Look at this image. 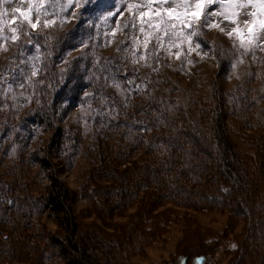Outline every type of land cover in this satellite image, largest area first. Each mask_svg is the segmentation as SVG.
Instances as JSON below:
<instances>
[{"label": "rangeland", "instance_id": "rangeland-1", "mask_svg": "<svg viewBox=\"0 0 264 264\" xmlns=\"http://www.w3.org/2000/svg\"><path fill=\"white\" fill-rule=\"evenodd\" d=\"M144 2L108 0L106 5L97 9L95 0L91 4L82 0L81 7H76V0H72V6L62 11L61 6L68 4V0H45L47 15L42 17L41 25L36 29L23 25L17 19V24L21 25L18 40H11V32L7 28L0 33V37H9L7 40L0 38V133L8 123L17 122L31 111H42V97L49 96L54 106L43 113L51 117L56 129L72 137L69 148L74 146L72 154H65L70 163L64 168L59 156H53V148L49 150L46 144L54 133L46 129H40L39 133L32 131L28 133L30 140L19 139L18 145L14 146L4 144L2 139L8 138L0 135V181L4 182L2 187L0 185V192L5 193L6 185L12 183L15 185L13 194L16 193L18 198L13 210L5 211L3 195H0V217H5L4 223L0 222V264H73V253L64 240L66 232L58 227L53 217L48 212L47 216L34 217L23 213L32 206L34 198L45 197V187L49 182L43 175L36 174L35 167L26 164L27 158L17 153L16 148L20 145L30 152L35 148L44 149L45 154L41 155L49 167L46 172L62 191L67 190L68 195H81L82 198L78 197L81 201L71 196L73 200L68 204L65 197L61 202L71 208L72 213L67 215L78 227V232L74 233L71 226L66 240L79 246L77 254L81 255L75 256L82 262L89 263L91 259L94 264H171L178 259L181 264H196L198 256L204 255L205 264H264V33L258 34L259 46L254 45L247 52L239 48L235 37L230 39L226 34L235 25L224 15H210L213 11L221 12V0H214L192 25L197 32L192 38V47L200 42V49L189 53L185 45L183 55L177 59L175 54L180 50L173 48L172 55H169L152 39L146 51L142 44L140 47L133 45L134 38L143 41L144 37L139 32L138 17L127 10L128 3L142 5ZM29 6V0H0V8L6 11L7 20L13 18V8L26 11ZM105 8L112 9V12L104 11ZM238 11V24L243 27V22L251 19L248 13L252 9ZM104 16L110 17L107 23ZM32 19L35 22V11ZM45 19L56 23L45 28ZM133 21L135 27H132ZM126 23L128 27H124ZM35 34L42 36L44 47L54 44L58 47V39L63 35L68 39L59 45L58 51L64 53L57 56V63L51 65L48 62V51L46 60L40 57L36 51L39 47L31 40ZM26 42L27 48H24ZM133 53L137 58L146 56V59H137L133 63ZM16 56L18 58H14ZM37 56L39 59L35 58ZM77 58L92 60L88 65L94 64L105 75L104 81L99 79L98 88L89 85V74L82 78L79 91L80 99L87 101L84 106L73 105L70 95L61 93L64 88L52 83L54 78L51 75L50 88L45 80V72L52 74L54 70L66 82L63 77L70 68L68 63ZM51 59L54 58L51 56ZM34 66L35 76L32 75ZM143 77L154 85L149 96L144 98L162 96L166 100L170 97L177 100L173 110L166 105L167 102H160L158 111L151 110L150 115H162L165 116L163 119H168L177 112L185 117L183 122L176 123V129L188 139L180 142L178 152L183 151V146L193 149L191 166H188L193 171L192 178L181 179L184 190H187L176 198L159 199L160 203L154 193V196L139 202V207L127 209L125 213L109 216L103 209L101 218L93 216L95 211H92L87 219H82L81 211L91 209L90 201H85L83 195L87 170L96 167L98 170L94 172H97L102 169L100 175L110 171L115 176L112 185L117 192L126 183H133L135 187L140 177L135 174L141 171L138 165L124 170L120 168L124 175L118 174L120 170L114 171L113 165L120 160L108 159L114 155L109 154L111 147L113 151H119L123 149L121 146L128 148L130 144L116 131H107L106 123L110 118L125 120L134 117L136 104L144 107V98L136 99L141 86L134 82ZM75 80L78 81L77 78ZM103 90L108 96L102 98L99 92ZM216 120L220 121L221 129ZM10 135L9 142L13 139ZM124 135L132 138L130 132ZM163 148L160 146L157 152L156 168L165 161L162 159ZM181 154L186 157L184 152ZM9 156H14L12 172L9 170ZM193 158H196L197 167ZM164 167L172 166L166 162ZM173 168L178 169L177 165ZM205 175L220 180L210 184L205 181L204 184L202 179ZM216 191H227L228 194L220 198ZM170 195H174L173 192ZM103 197L120 211L114 206L112 194L108 200L105 195ZM143 213L145 217L141 215ZM56 238L62 240L63 246L56 243ZM82 246L88 252L82 250ZM67 253L72 254L71 259Z\"/></svg>", "mask_w": 264, "mask_h": 264}, {"label": "trees", "instance_id": "trees-1", "mask_svg": "<svg viewBox=\"0 0 264 264\" xmlns=\"http://www.w3.org/2000/svg\"><path fill=\"white\" fill-rule=\"evenodd\" d=\"M75 30L76 29H74V31ZM41 37L42 36L39 34L33 35L31 37L32 44L42 49V51H39L40 57L42 59L46 60L45 54H46V51H48L49 52L48 62L51 65L54 64V62L57 63V56L58 55L62 56L64 53V51L62 50L58 51L59 45H63V42L67 38L64 35L62 36V38L59 37L58 47L57 46L55 47V44L53 46L50 45L48 47H44V43ZM27 44H28L27 42L24 43L23 47L27 48ZM51 56L54 59H51ZM14 58H18V56ZM91 61L92 60H81V58L79 59L77 58L76 60H72L71 62H69L68 66H70V68L66 71V74L63 77V79H65L66 82H63L61 79L62 77L61 78L58 77L56 71L54 70L52 71V74L51 72H45V80H46L47 86H49V88L51 87V82L49 81V76L51 75L54 78L52 83L58 84L60 89L64 88L61 90V93H67L68 95H70L71 102L73 105L77 104L78 106L80 105L82 106L83 104H85L84 102H87V101H84V99L82 100L80 99L81 92L79 91V84L82 78L87 77L86 74H89L88 75L90 77L89 85L93 86L94 88L99 87V84H98V82L100 81L99 79L104 81V78H105V75L101 74L96 69V66H93L94 64L88 65ZM74 67L75 69H72ZM99 75H101V77ZM97 77H98V80H94L95 78L97 79ZM76 78L78 79V81L75 80ZM37 80H40V77ZM69 81H71V83H69ZM134 82L138 83L141 86V89L138 92V97L136 98L139 101L143 99L144 97H148L151 90L154 87V85H152L153 83H151L147 78H144V77L141 78V80L135 79ZM76 86L78 88L77 92H75ZM49 88L47 89V93H49ZM67 89H69L68 91H71V92H67L66 91ZM50 93H51V89H50ZM99 94L101 95L102 98L108 96L106 90H103L102 93L99 92ZM45 97H46L45 99L44 97H42V107H43L42 111L38 113L31 111V113H29L27 116L20 118L17 122L8 123L6 127L2 129L1 132L3 133H0V135H2V138L7 137L8 139L11 140L10 134H12V138H13L11 142H9L10 140L8 139H2V142L4 144H7V146L10 144L11 146H14L16 144L18 145L19 142L17 140L19 139L21 141H26V139H29V140L31 139L30 135H28L29 132L34 131L35 133H39L40 129L42 130L46 129L47 132H52L51 134L54 133V136L52 135L53 137L51 136L49 141L46 143L47 146L49 145V150L53 148V156L55 158H57L55 155L59 156V158L61 159V160L59 159V161L62 163V167L64 166L66 167V165L69 164L70 161L66 160L65 154L70 153V152H71L70 154H72V150L74 149V146H72L71 148H69L68 146V143L71 141L72 137L64 135L61 129H56L54 127V123L51 121V117H48L47 115H45V113H43L44 110L48 111L49 109L52 108V106H54L51 104L52 98L50 99L49 96H45ZM161 97L162 96L157 97V98H152V99L144 98L143 100L146 101V103L144 104V107H142L140 104L134 105V108H135L134 112H136L134 117L131 116L129 119L126 118L125 120L110 118L107 121L106 123L107 131L108 130L116 131L123 140L125 139V142L128 141L129 142L128 144H130L128 148L127 146H124V145L121 146V148L123 149H120L119 151H113L111 147L109 154L113 153L114 155L112 158H108V159L113 160V161L120 160L119 162L116 161L117 163L113 165V167L115 166L114 171L120 170L119 172H121L122 169L120 168H123L124 170L125 168L130 167L131 165H138L137 168H139V170L141 171H138L135 174L140 176L139 178H142V180L144 181L138 178V180L136 181L135 187L133 183L131 184L126 183L117 192L116 188H114V186L112 185V182L115 180V176H113V174L110 171L106 170L105 172H103V175H100V171H102V169L97 172H94L98 170V168L96 167L87 170L85 173H87L86 178L88 176V179H84L86 180L87 184L86 186H84L83 195H84L85 201H88V202L90 201L89 203L91 205V209L90 208L88 209L90 212L81 211L83 212V215L81 216L84 217L82 219H85V218L87 219V216H90V213L92 211H95L92 213L93 216L98 215L101 218L100 211H102L103 209L108 211L109 216H112L118 213H123V212L125 213L127 209H131L133 207L136 208V206L139 207L140 205L139 202H141L142 200L146 198H150L151 196H154V193H155L156 198H158L157 202L160 203L161 201L159 199H164V201H166L171 198H176L174 197V195H170V193L175 190H178L180 194L184 193V191L187 190V188L184 190L185 185L183 184L181 179L184 177L186 179L187 178L191 179L193 175L192 169L188 168V166L191 163L190 160H192L191 156H192L193 149H189V148L187 149V147L184 148V146L181 148L183 150L181 153L184 152L186 157H184L183 154L178 152L180 149L179 147L180 142L184 140L188 141V139L185 138V136L181 133L180 130L177 131L176 129V125H177L176 123L181 122V120L183 122V119L185 117L183 118L182 116H179L177 112H175L173 117L168 116L169 117L168 119H163L165 118V116H162V115H155V114L150 115L151 110L153 112L154 110L158 111V107H159L158 103L160 102L161 103L167 102L166 105L169 106V108L172 110L174 109L175 106H177L176 99H171L170 97L169 100L168 99L166 100ZM173 100H176V101H173ZM216 121H217L218 128L221 129V126L219 123L220 121L219 120H216ZM125 132L132 133V138H127V137H130V135H124ZM65 143H66L65 148H63V144ZM193 145L194 143L192 142L191 146ZM160 146H164L162 159H164L165 161L163 160L164 163L160 164L158 168H156L155 163H156V158L158 156L157 152L159 151ZM66 148H68V152ZM16 151L17 153H19V155L20 154L23 155V158H27L25 159V161L28 166L35 167L36 174L43 175V178L48 180L49 182V185L45 187V190H46L45 197H40L39 199L34 198L32 202V206L27 208V210L23 213H27L28 216H31L35 213H38L36 215H40V214H43L44 212H48V215L50 214V216L53 217L58 227H60L61 230L66 232L64 235V240L67 242L66 246L70 248L75 258L74 259L72 257L73 264H78V263L79 264H94V262L91 261V259H89V263L82 262L81 260H79L75 256V254L81 255L80 253L77 254V252H80L79 246L76 247V245L72 243L70 244V242L66 240L68 239L67 232L71 231V226H72L74 233L78 232V227L76 228V222L74 223V220L72 219L69 220V216L67 215V213L68 214H70V212L72 213V210L69 206L66 207L61 202V199L62 197H65V201L68 204V202L72 201L73 198H75L76 200V197H77V199L79 200L78 197H81V195L76 196V194L73 195L72 193H69L68 195L67 190L64 189L62 191L61 188L58 186L57 182L53 179L52 176H50L49 172H46V170H48L49 167L47 165V161L45 157H43V155L45 154L44 149L41 150V149L35 148L32 150V152H30L29 150L28 151L23 150L22 146L20 145L18 148H16ZM14 156L12 157L9 156L10 159L8 161L9 162L8 164H10L9 166L10 171L12 169V160ZM193 159H194L193 163H195L194 166H196V163H197L195 162L196 158H193ZM166 162H169L170 166L172 167L170 168L164 167ZM176 165L178 169L174 170L173 167H175ZM171 172H172V175H171ZM118 174L120 175L123 173L121 172ZM149 175L155 178V183H153L152 186H148L146 184V183H152L149 181V177H148ZM167 175L169 177H167ZM107 181H110V182H107ZM2 184H4V182L1 183L0 181L1 187H2ZM1 187H0V190H2ZM14 187L15 185H13L12 183H10L9 185L7 184L6 191H4L5 193L0 192V195H3L2 200L5 205V208L8 209L6 211H10V209H13L15 207L16 202L18 201L17 200L18 198H16L17 194L16 193L13 194ZM25 188L27 187H24V189ZM104 190L106 191L104 192ZM8 191H10L9 193L12 197L9 195ZM188 191L186 193H188ZM102 193L104 194L102 195ZM191 193L193 192L191 191ZM108 194L109 195L112 194V196L114 197V200H113L114 206L120 209V211H117V209H114L113 205L111 206V202L110 200H108V196H109ZM104 195L105 197H107V200L110 203L106 202V198L103 197ZM71 196H74V197L71 198ZM79 201H81V199ZM154 205H157V204L155 203ZM65 208H67L68 212H66ZM141 212L143 211L141 210ZM141 215L145 217L144 213ZM4 218H5L4 215L0 217V222L2 224L5 221ZM86 237L90 239L88 235ZM56 239H57L55 240L56 243L58 242L60 246H63L62 240H60L59 238H56ZM82 248H83L82 250H84L85 252H88L84 246H82ZM84 251L82 252L84 253ZM67 256L70 257L72 256V254L67 253ZM200 260H202V257H198L196 259V262H200Z\"/></svg>", "mask_w": 264, "mask_h": 264}, {"label": "snow or ice", "instance_id": "snow-or-ice-1", "mask_svg": "<svg viewBox=\"0 0 264 264\" xmlns=\"http://www.w3.org/2000/svg\"><path fill=\"white\" fill-rule=\"evenodd\" d=\"M7 2V0H5ZM87 3H93V0H86ZM214 0H195L191 3L190 0H145L141 4L128 3L127 10L133 13L134 16L139 19V32L143 35V41L133 39L134 47H140L141 44L147 51L148 44L152 39H155L158 48H163L172 55V49L176 48L180 51L176 52V58L179 59L183 55V47L188 46V52L197 51L201 47L200 42H196L195 48L192 47L193 36L197 34L196 30L192 28V25L199 19L201 11L207 7H211ZM45 0H29V8L25 11L22 8H13L12 12L14 16L11 20L5 19L7 13L0 8V33H3L7 28L11 32V40L16 41L19 39V33L21 25L17 24V19L22 21L23 25L31 29H36L41 25L42 17L47 15L44 10ZM108 0H95L94 7L100 9L101 6L106 5ZM155 5H158L154 7ZM168 5L167 7L165 5ZM174 5V6H173ZM72 6V0H68V4L62 5L61 10ZM82 6V0H76V7ZM221 12L217 13L213 11L210 15H224L225 19L229 20L232 25H235L230 32L226 33L229 38L235 37L238 42L239 48L244 49L246 52L257 44L258 34L264 33V0H221ZM115 5H113V8ZM251 8L252 11L248 13L251 19L243 22V27L238 24L237 17L241 9ZM144 9V10H142ZM43 10V11H42ZM35 11V22L32 19V13ZM104 11L112 12V9L105 8ZM75 15V13H72ZM83 15V14H82ZM103 15V13H101ZM110 19L109 16H104L105 23ZM86 22V21H85ZM55 20H43V27L48 28L55 24ZM124 27H128L126 23ZM132 27H135V21H133ZM212 27H219V25H212ZM192 28L191 31L187 29ZM117 30H119V24H117ZM221 31H224L221 29ZM115 31L112 35L115 36ZM7 40L9 37H0ZM167 38V39H166ZM39 52V48L36 49ZM199 54V53H198ZM39 59V56L35 57ZM203 58V57H202ZM137 59L144 60L146 56L136 57L133 53V63L137 62ZM187 59V57H185ZM191 63V61H188ZM242 62V61H241ZM32 75H36L34 70ZM15 79V77H13ZM71 83V81H69ZM11 90V85H9ZM15 98V97H14ZM200 264V262H198Z\"/></svg>", "mask_w": 264, "mask_h": 264}, {"label": "bare ground", "instance_id": "bare-ground-1", "mask_svg": "<svg viewBox=\"0 0 264 264\" xmlns=\"http://www.w3.org/2000/svg\"><path fill=\"white\" fill-rule=\"evenodd\" d=\"M149 177V181L150 182H152V183H155V178H153V176H151V175H149L148 176ZM167 177H169L168 175H167ZM192 178V177H191ZM194 178V177H193ZM216 180H220L219 178L217 179V178H215V177H213V176H207V175H205L204 177H203V179H202V181H203V183L206 181V183H209V182H215ZM222 180V179H221ZM205 184V183H204ZM210 184V183H209ZM216 193H217V196H219L220 198H223V197H225L228 193H227V191H216ZM173 194H174V197H177L179 194H180V192L178 191V190H175V191H173ZM202 195H204V194H202ZM5 211L6 210H8V209H6V208H3ZM11 210H13V209H10V211ZM36 214H38V213H35V214H33V215H31V217H34V216H36ZM41 215V214H40ZM43 216H47V214H46V212H44L43 213ZM198 257H202V260H200V264H205V261H206V258H204L205 256L204 255H200V256H198ZM177 260L178 259H176V261L174 260L171 264H181L180 262H177ZM186 261V260H185ZM182 263H184V261L182 262ZM184 264H187L186 262L184 263ZM190 264H192V262L190 263ZM195 264V263H194ZM196 264H198V262H196Z\"/></svg>", "mask_w": 264, "mask_h": 264}, {"label": "clouds", "instance_id": "clouds-1", "mask_svg": "<svg viewBox=\"0 0 264 264\" xmlns=\"http://www.w3.org/2000/svg\"><path fill=\"white\" fill-rule=\"evenodd\" d=\"M233 247H234V245H233Z\"/></svg>", "mask_w": 264, "mask_h": 264}]
</instances>
